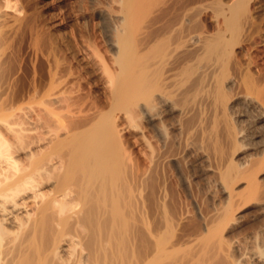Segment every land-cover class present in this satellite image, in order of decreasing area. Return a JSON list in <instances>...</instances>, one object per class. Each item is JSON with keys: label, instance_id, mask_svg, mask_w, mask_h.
<instances>
[{"label": "bare ground", "instance_id": "obj_1", "mask_svg": "<svg viewBox=\"0 0 264 264\" xmlns=\"http://www.w3.org/2000/svg\"><path fill=\"white\" fill-rule=\"evenodd\" d=\"M113 1L110 16L98 12L115 69L92 31L81 48L100 71L90 73L96 94L59 59L24 71L16 54L5 55L25 16L17 0H0V264H264V74L255 75L243 46L263 32L264 0ZM183 78L189 109L176 100ZM163 107L205 115L225 195L199 231L182 237L165 236L174 218L159 224L146 180L164 150L148 144L138 119L167 138ZM191 116L189 137L200 126ZM129 128L141 130L131 135L136 153ZM142 142L154 147L143 151ZM243 146L254 151L237 158ZM250 204L258 209L245 234Z\"/></svg>", "mask_w": 264, "mask_h": 264}, {"label": "rangeland", "instance_id": "obj_2", "mask_svg": "<svg viewBox=\"0 0 264 264\" xmlns=\"http://www.w3.org/2000/svg\"><path fill=\"white\" fill-rule=\"evenodd\" d=\"M111 2L114 3L113 0H24V1L17 0V6L19 8L20 7L23 8L21 9V12L19 13L23 17L25 16V19L22 21V23L20 22L18 24L19 28L17 26V29H18L17 33L14 35L9 45L6 47L4 51L5 55L7 54L10 55L11 53L16 54L18 58L21 60V64L23 66L24 71L27 68L32 67V65L34 64L36 65L38 64L39 66L40 64L43 63L44 65H46L48 64L47 62L53 63L54 60L59 59V61L60 60L62 61L61 66L63 65L67 67L66 65H69L70 67L74 68V69L72 68L73 70L81 71L82 73L78 72V74H81L79 75L80 77L77 75V77H79L78 80L82 84V87L88 86L85 89H89L90 87H92V84H93L90 80V73L93 75V73L96 71V70L95 71L93 70L94 68L96 69V67H94L95 64L92 63L94 60L93 61L90 60L87 63V59L84 56L88 57V54H86V51L84 50V48L83 50L85 52L81 50V48L84 47L83 46L84 44H82L84 42L83 40L87 38V37H84V35L85 33H88L86 34L88 36L90 32L92 31L90 36L95 35V40L98 42L99 45L100 44L102 45L101 47L102 52L104 50V54L106 52V54L108 55L106 56V60L110 66V62L112 61V58H111L112 56L110 57L111 51L108 45H106L104 38H103L104 42L102 41L103 36H101V33L104 28V25L103 27L101 25L103 23L105 24V21L103 22V19H101L103 17L99 15L103 11L101 14L104 17L110 16L109 11H104V10L108 9L109 7L108 4L112 5ZM22 4H24V7H22ZM116 4H117L116 2L113 4L115 8L118 7V5ZM168 4L169 3H166V5ZM164 5L160 4L158 6L165 9L166 6L164 7ZM259 13H260L261 22L263 23L262 27H264V6L259 10ZM88 27L89 29L91 28V30H88ZM86 31H89V32H86ZM92 33H94V35ZM243 46H244L246 53H247V49L249 50L250 54L248 56L251 57L252 62L254 61L253 63L255 65L253 64V68H254V71L256 72L255 75L257 76V74H259L260 72H262L260 74H264V28H263L262 34H259V35L256 34L250 41L248 42L246 41ZM80 59H82L83 61ZM84 64H86V66H84ZM88 65H91V66L88 67ZM83 66L86 68L81 69L83 68ZM97 72L99 73L100 71L97 70L94 74V77L91 75L92 79L96 77L98 78V76H100V73L98 74ZM185 80L186 79L184 78L183 80L179 79L181 87L182 85L185 87L181 89L180 91L181 94L179 93L180 96H177L178 98L176 100L178 101L182 97L179 100V102H177L179 105L178 107H180L182 103L181 108L184 107L187 109L188 107L191 106L190 105L187 107V103L189 105L192 99L191 97L189 96L187 97L186 95L182 94L183 91H185L184 89H187L190 84L189 83L190 80L189 81L187 80L188 83ZM89 83H91V86ZM6 86L3 85V89ZM92 89L94 90V93L95 91L96 92L99 91L96 94L101 92L100 88L94 86V84H93ZM185 100H187L186 104H185ZM188 100L190 102H188ZM166 110L164 109V111L161 112V114L163 115H161V117L159 118L158 124L160 125L162 123L163 126H165V129L163 130L164 132L167 131L169 135V137L167 138L165 137L167 140L163 141V139L165 138H163L162 140L157 139L158 136L159 138H162L159 135L160 132L158 128L154 126L153 123L148 121L149 124L151 125L150 126L147 123V120L145 118L138 119L140 120V124L145 127L144 128L141 126L139 129L141 128L145 129V131L144 129L142 131H144V134L146 132L147 135L145 134V136H148V138L146 137L148 140L144 138V140L146 139L148 144H153L154 146H157V148L159 149V150L157 149L158 151H160V148H161L158 146L160 144L162 145L161 149L164 150L163 153L158 152L159 159H156L157 164L155 162L156 165L155 164L153 166L151 165L152 167L149 168V171L146 175L147 182L150 185L155 186L154 188L157 193V211H156L157 221L159 222L160 225H162V227H164V217L166 214H168L172 218V220L174 218V221L172 222L173 224H172L171 229L164 231L165 236L167 237L171 236L173 235V232L175 231L174 233L177 236L182 237L186 235L187 233H190V231L191 232H195L197 230L199 231L202 226L201 224H203L204 222L203 221L204 216H206L208 212L212 213L213 210L219 207V205L223 204L222 201H225L224 200L225 195L223 194L221 188H219L218 182H217V176H215L216 174L214 173L216 170L215 167H217V162H216L217 160H215L213 150L211 149V145L209 141L204 140V137H203V130L207 126L206 124L207 122H205L206 117H203L205 115H202V113L199 110L193 111L189 116L187 114L180 116V113L178 112L173 113V110H167V111ZM249 114L250 113L248 112V115ZM173 115H177V116H173ZM191 115L195 116V119H194L195 123L198 122V124H196L197 127L199 125L201 126L202 123L203 125L201 127L200 126L198 127L200 130L197 128V131H196L195 129L196 134L194 136L189 137V135L187 134L188 129L186 127L189 126L188 125L189 123L187 121H189ZM177 117L180 119H178ZM183 117H186V118H183ZM187 118L189 119L187 120ZM203 118H204V121H203ZM243 118H245V116H243ZM176 121L177 122L180 121V123L181 122L182 123L178 124ZM248 122H249L248 123L249 126L251 125V128L252 126L253 128L256 126V123L254 124V122L252 123V121H248ZM174 123H177V124L174 126ZM163 126L161 127L163 128ZM182 126L184 127L182 128ZM154 127H156L157 129H155ZM129 129L126 132V134L132 137L131 139L132 143H130L131 145L133 144V141H134L133 136H135L141 130L138 129L139 131L137 130L138 131L137 132L135 131L136 130L135 128H129ZM156 130L159 132L158 135H156L157 133H155L157 132ZM149 138L151 139L150 141H149ZM197 138L199 139V141L198 142L194 141V140H198ZM189 139L191 142L189 141ZM151 141L153 143H149ZM158 141L159 142L161 141V142L159 143ZM162 141L164 143L165 141L166 143L168 141L167 144L165 143L166 146L163 145ZM188 141L189 143H187ZM145 143L146 142L144 143L142 142L143 145ZM203 143H205L206 145H204ZM142 144H140V146L143 149V151H144V147H145V150H148V151L152 150V147H154L153 145L152 147L148 145L151 147V149L149 150V149H146L147 145L142 146ZM189 144L190 145L192 144V145L188 146ZM201 145H203L204 147L206 146V147L203 148ZM131 146L133 148H131ZM131 146L129 150L134 151V153H136L138 151L139 146L137 144H135V146L133 145ZM164 146L165 148H163ZM246 147L247 146H245L244 148L243 146L238 150V153L240 154L237 158L244 156V154L249 153V151L250 152L254 151L253 149L251 148L248 149ZM228 150H230V148H228ZM148 153H151V152H148ZM160 153L164 157L160 158L161 157ZM259 176L260 178L263 179L261 181L264 182V169H262V171L259 173ZM243 184L244 183H241V186H240L241 188L244 187ZM148 191H150V189L147 188L146 193ZM254 206L257 207L256 204H250L248 208H245L242 211L244 212L242 214L245 215L244 224L246 225H243L245 226L244 227L245 230L243 229L241 230L243 232L245 231L244 232L245 234H246V228L250 230L252 227L251 223H253V215L255 214V213L253 214L252 211L256 212V210L258 209V208H255ZM211 213H208V214H211ZM174 216L177 218L175 219ZM248 222L249 223L251 222V223L249 224ZM173 225L175 226L174 229H173ZM181 232L183 233L181 234ZM171 262L173 264V261Z\"/></svg>", "mask_w": 264, "mask_h": 264}]
</instances>
